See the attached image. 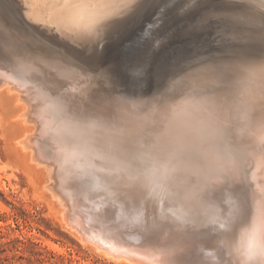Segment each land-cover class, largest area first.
<instances>
[{"label": "bare ground", "instance_id": "bare-ground-1", "mask_svg": "<svg viewBox=\"0 0 264 264\" xmlns=\"http://www.w3.org/2000/svg\"><path fill=\"white\" fill-rule=\"evenodd\" d=\"M128 1L98 0L119 10ZM79 2L64 0L50 19L62 20L74 34L88 35L106 10L99 12L102 8L95 4L85 15L93 5ZM262 2L250 0L249 11L264 14ZM56 47L0 0V144L9 155L7 160L0 155V171H14L10 163L20 161L34 194L51 214L60 216L85 245L127 264H176L174 256L188 257V264H219L223 259L215 254L194 261L191 247L203 243L192 235L176 245H162L147 240L136 244L122 233L113 234L125 223L122 215L129 203L136 205L138 226L149 222L142 230L154 233V224H187L189 213L205 208L211 194L212 244H220L234 264H264V56L200 65L178 79L176 93L152 98L151 106L134 115L148 102L93 88L95 81ZM92 102L96 117L83 109ZM140 120L150 121L125 126ZM203 136L214 139L208 150L191 140ZM174 147L186 150L174 159L162 155ZM129 154H138L142 163L126 165ZM223 190L229 193L220 194ZM87 209L100 218H89ZM106 220L116 223L97 228Z\"/></svg>", "mask_w": 264, "mask_h": 264}, {"label": "rangeland", "instance_id": "rangeland-1", "mask_svg": "<svg viewBox=\"0 0 264 264\" xmlns=\"http://www.w3.org/2000/svg\"><path fill=\"white\" fill-rule=\"evenodd\" d=\"M2 1L7 4L8 10L18 14L27 27L43 34L44 40L66 53L75 63V68L95 81L93 88L140 103L148 102L162 94L176 93L178 79L200 65L232 60L238 56H264V14L249 11L250 0H129L124 6L126 9L120 8L121 11L119 8L105 7L98 0H80L79 5H93L88 6V9L83 8L87 9L84 11L85 15L96 5L102 8H98L99 12L103 8L106 12L108 9L110 11L107 14L104 10L101 14L98 13L102 16L101 21L93 22V32L87 33L88 35L74 34L75 31L71 32L65 28V23L61 24L62 20L55 23L51 21L50 18L57 14L56 10L62 6L64 0ZM33 20L37 21V24H34ZM74 24H71V27ZM95 92L96 95L101 94L97 90ZM149 106L151 103L148 102L131 114L137 115ZM83 109H89L96 117L97 104L94 102L89 104V107L83 105ZM149 121L140 120L135 124L126 122L125 126H146ZM193 139L192 142L195 141L204 150H208V144L214 141L213 138L205 136L198 140ZM7 150L8 148L0 144V155L5 160L9 159ZM185 150L174 147L162 155L174 159L180 156L179 151ZM136 155L137 158L135 155L132 158L125 157L128 158L125 164L139 166L142 159ZM10 164L14 171H0V264H127L85 245L76 233L66 224L63 225L61 217L56 218L51 214L45 201L34 194L28 182V172L21 162L16 160ZM11 172L17 175V179ZM243 184L244 182L241 183ZM243 190L246 191V186ZM228 193L229 191L223 190L220 194ZM233 193L238 196L240 190L236 189ZM220 194L217 196L218 200H221ZM206 197L208 199L205 208L198 207L197 213H189L188 223L185 225L177 222L158 228L153 220L151 222V217L149 221L154 224V233L142 230L149 222L144 221L145 225L142 222V228L138 226L134 219L139 217L135 214L136 205L129 203L127 214L122 215L125 223L113 234L122 233L121 237L136 244L150 241L162 245H176L178 241H184L192 235L197 244L203 243L198 247H191L194 261L196 259L197 262H204L208 254H215L219 257L217 259H223L219 260V264H234L221 253L220 244H216V247L212 244L216 234L208 231L215 225L211 221L215 214L210 213L211 194ZM223 204L229 208L226 201ZM246 205L248 203H245L247 208ZM84 211L86 215L90 214L89 218H100L89 209ZM228 212H225V215H229ZM115 215L116 212L114 217ZM124 215L129 217L125 218ZM103 222H99L101 226L97 225V228L102 229L101 227L116 223L114 220ZM172 260L176 264H188V257L174 256Z\"/></svg>", "mask_w": 264, "mask_h": 264}, {"label": "snow or ice", "instance_id": "snow-or-ice-1", "mask_svg": "<svg viewBox=\"0 0 264 264\" xmlns=\"http://www.w3.org/2000/svg\"><path fill=\"white\" fill-rule=\"evenodd\" d=\"M262 6H264V2H262Z\"/></svg>", "mask_w": 264, "mask_h": 264}]
</instances>
